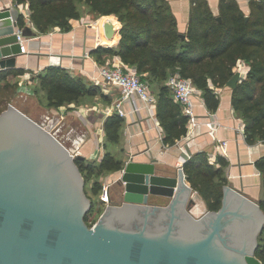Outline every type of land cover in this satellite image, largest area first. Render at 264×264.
<instances>
[{"label": "water", "instance_id": "1", "mask_svg": "<svg viewBox=\"0 0 264 264\" xmlns=\"http://www.w3.org/2000/svg\"><path fill=\"white\" fill-rule=\"evenodd\" d=\"M18 29L12 8L1 7L0 70L17 66L23 54ZM104 29L112 37L110 22ZM21 33L26 41L36 31L26 25ZM240 78L235 72L228 85ZM191 155L186 144L182 162ZM76 158L84 155L74 154L49 124L12 104L1 112L0 264H262L256 250L263 179L257 201L226 184L221 208L204 206L198 214L183 165L167 175L157 172L155 160L131 159L118 179L124 201L111 198L90 226L92 200ZM151 195L171 200L153 204Z\"/></svg>", "mask_w": 264, "mask_h": 264}, {"label": "trees", "instance_id": "2", "mask_svg": "<svg viewBox=\"0 0 264 264\" xmlns=\"http://www.w3.org/2000/svg\"><path fill=\"white\" fill-rule=\"evenodd\" d=\"M190 2L189 26L184 36L178 30L169 0H17L19 4L27 3L30 15L28 21L19 12L16 19L19 27L30 23L38 32L45 33L54 27L62 31L71 29L72 19L84 14V6L97 15L118 16L122 22L118 42L99 45L94 51L100 57L105 53L119 55L157 89V117L168 144L176 143L188 132V116L174 100L167 84L170 74L179 71L190 78L200 89L208 109L216 110L220 104L216 88L228 84L237 61L244 59L249 71L233 88L232 105L243 117L246 140H264V0H250L248 17L237 0H219L221 20L212 11L209 0ZM25 72L22 67L0 70V88L2 80ZM37 78L39 87L46 92L48 105L56 108L79 102L99 90L98 85L72 75L59 65L47 66ZM123 121L124 117L117 112L107 117L105 131L109 141L118 142ZM75 161L86 183L92 178V195H89L92 207L85 215L87 220L95 212L94 196L98 195L103 203L99 197L103 184L94 175L120 171L124 161L109 151L97 163L86 158ZM218 162H210L207 152L199 151L183 164L186 179L199 191L210 210L221 208L227 184L224 167L228 162L221 156ZM256 166L264 180V155L256 160ZM260 205L264 210V197ZM256 255L264 264V228Z\"/></svg>", "mask_w": 264, "mask_h": 264}, {"label": "crops", "instance_id": "3", "mask_svg": "<svg viewBox=\"0 0 264 264\" xmlns=\"http://www.w3.org/2000/svg\"><path fill=\"white\" fill-rule=\"evenodd\" d=\"M13 1L0 0V8L5 6L13 8ZM169 1L177 19L178 30L186 33L189 26L190 0ZM237 1L245 14L249 15L250 0ZM209 4L212 11L219 15V0H209ZM103 17H107L108 20L98 25L97 22ZM26 20H29V16ZM110 20L109 16H102L95 20L84 12L80 18L72 19V28L67 31L54 27L48 32L40 33L34 26L32 27L36 34L25 41V52L17 58L18 66L43 70L49 65H59L68 69L72 75L81 76L86 82L99 87L95 95H88L79 102L57 107L49 125L57 130L67 127L70 133L73 130L76 131L75 144L71 149L75 153L84 155V158L88 160L99 161L109 151L116 158L123 160L124 164L131 159L155 160L157 172L161 174L177 173L183 161L182 151L186 144L189 145L192 154L206 151L208 156L215 158L213 163L219 164L218 157L221 156L228 162L224 167L227 184L257 201L260 196L262 176L256 166V160L264 155V140L256 139L253 142L246 140L245 130L241 129L245 122L232 105L234 87L228 84L216 88L220 97V104L216 110L208 109L202 95L195 97V111L200 123L188 129L187 134L177 139L174 144H168L165 141V131L157 117V102L149 108L148 104L140 98H136L139 108L135 111L132 99H126L123 102V108L127 114L121 126L120 138L118 142L107 139L105 121L109 115H106L103 109L116 99L119 90L109 86L103 80L99 75V66L105 62L123 60L116 54L105 53L100 57L94 50L99 45L111 46L118 42L121 23ZM106 22H110L114 27L112 37H108L105 33ZM97 56L101 59L98 60ZM234 71L241 73L240 82L246 77L249 64L246 60L239 59L234 66ZM210 84L212 85V82ZM152 91L157 96V89L152 88ZM87 99L92 100V105L84 103ZM49 109L54 111L52 107ZM42 114L49 115V113ZM210 114L215 116L220 124L217 131L209 129L204 124L210 119ZM67 133L63 135L64 139L71 135ZM107 141L111 142L112 146ZM223 141L227 145L226 152L219 147ZM120 171L113 172L107 178L106 183H109L110 187L118 181L121 176ZM112 195L114 193L111 192L112 200L117 202V198L122 196V191L118 190L114 196ZM202 206L204 207V204ZM197 207L198 211L202 208L201 205Z\"/></svg>", "mask_w": 264, "mask_h": 264}, {"label": "built area", "instance_id": "4", "mask_svg": "<svg viewBox=\"0 0 264 264\" xmlns=\"http://www.w3.org/2000/svg\"><path fill=\"white\" fill-rule=\"evenodd\" d=\"M23 13L25 17L28 18L30 15L28 5H26ZM28 25L33 27L30 23ZM17 32L19 41L21 42L22 51L25 52V38L21 33L22 27H19ZM99 75L109 86L116 87L119 90V95L116 99L103 109L106 115H111L112 113L117 112L124 117L127 114L126 110L123 108V102L126 99H132L134 111L139 108L136 103V98H140L146 102L149 108L157 102V96L152 91V87L147 81L141 78V74L135 66L125 63L124 61L105 62L99 66ZM167 84L170 87L174 100L181 104L183 113L188 116V129L194 128L200 123L195 111V97L201 95L200 89L195 86L190 78L182 76L179 71L170 74L167 79ZM204 124L209 129L216 131L220 126L215 116L212 115L210 119L204 122ZM241 129L243 131L245 130L244 124L241 126ZM226 146L225 141L219 144V147L224 149L223 152H226ZM74 154L76 153L74 152ZM209 160L210 162H213L215 161V158L213 159L209 156ZM99 197L106 206L110 204L111 187L109 183L103 184ZM94 225L95 224L93 223L90 226Z\"/></svg>", "mask_w": 264, "mask_h": 264}, {"label": "rangeland", "instance_id": "5", "mask_svg": "<svg viewBox=\"0 0 264 264\" xmlns=\"http://www.w3.org/2000/svg\"><path fill=\"white\" fill-rule=\"evenodd\" d=\"M14 7L12 8L13 14L15 19L17 18V15L19 14V12H23L27 3H22L19 4L17 3V0H14ZM84 11L91 16L92 19L97 20L98 18L102 17V16H108V15H97L96 13L90 12L88 10V8L86 6H84ZM110 21H117L119 22V17L116 15H110ZM108 20V18H107ZM120 23H122L120 21ZM18 63V62H17ZM17 66L14 67H20L18 66L19 64H16ZM10 68V67H8ZM24 69H26V72L19 75L21 77H9L6 78L4 80L1 81V88H0V114L1 112H3L4 110H6L10 104L20 108L23 111H26L30 116H32L35 119H38L42 122H44L45 124H49V122L52 121V119L54 118V113L56 112V107H52L54 111L50 110L49 108H51V106L48 105V100H47V96H46V92H44V90H42L39 87V78H37V75L39 72H41V69H30V68H25L22 67ZM26 74V76H25ZM85 104H89L92 105V100L87 99V101L84 102ZM49 111V112H46ZM42 113H49L48 116H44ZM59 113V112H58ZM58 136L61 138V140L65 143L66 146L68 147H72L74 146V140L75 139V133L76 131L73 132L68 131L67 127H62L60 129H55ZM67 132H69L71 135H69V138L64 139L63 135L68 134ZM77 134V133H76ZM108 142V141H107ZM109 145L112 146L111 142H108ZM98 160H96L94 163H97ZM125 165V164H124ZM124 168V167H123ZM113 172L110 171H105L103 172L101 175H94V178H98L102 184H105L107 182V178L109 177L110 174H112ZM188 181V180H187ZM189 183V181H188ZM92 178L90 180L87 181L86 183V191L88 195H92ZM122 185L120 182H115L112 187H111V192L114 193V195L118 192H120V190L122 191ZM192 194L194 195V199L196 201V203L194 204V210L198 212V214L202 213L205 211L202 210L203 206L202 204H204L205 208L207 207V203L205 201V199L202 197V195L199 193V191L195 190L193 188L192 190ZM112 195V196H114ZM192 196V195H191ZM117 198V197H116ZM94 209L95 212L94 214H92L89 219H85V221L89 224V222L91 223L90 225H92L93 223L95 224V222L99 219L100 215L104 212L105 208H106V204L104 203H100L99 199H98V195L94 196ZM118 199V203L121 204L124 200H123V195L121 196V198H117ZM171 200L170 196H159V195H151L150 197V202L153 204H158V205H167ZM112 203V201H111ZM201 205V209L200 211H198V207ZM258 239H260V235L258 236Z\"/></svg>", "mask_w": 264, "mask_h": 264}, {"label": "bare ground", "instance_id": "6", "mask_svg": "<svg viewBox=\"0 0 264 264\" xmlns=\"http://www.w3.org/2000/svg\"><path fill=\"white\" fill-rule=\"evenodd\" d=\"M105 21H107V17H103L100 19V21L97 22L98 25L104 23ZM103 35V34H102ZM103 39V38H102ZM109 42V41H108Z\"/></svg>", "mask_w": 264, "mask_h": 264}]
</instances>
